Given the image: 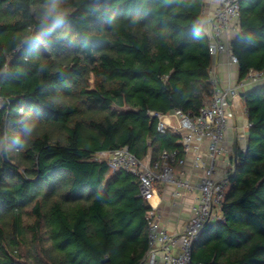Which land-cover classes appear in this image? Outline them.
Listing matches in <instances>:
<instances>
[{"label":"trees","instance_id":"16d2710c","mask_svg":"<svg viewBox=\"0 0 264 264\" xmlns=\"http://www.w3.org/2000/svg\"><path fill=\"white\" fill-rule=\"evenodd\" d=\"M47 2L0 0V264H140L149 206L134 174L95 155L181 156L149 112L197 115L212 94L204 0H61L64 22L35 42ZM239 3L243 77L264 69V0ZM242 98L245 145L191 264H264V83Z\"/></svg>","mask_w":264,"mask_h":264},{"label":"built area","instance_id":"2783aa9c","mask_svg":"<svg viewBox=\"0 0 264 264\" xmlns=\"http://www.w3.org/2000/svg\"><path fill=\"white\" fill-rule=\"evenodd\" d=\"M240 0H221L209 13V28L206 32L208 53L214 57L218 53L227 55L229 63L237 65V57L230 47L231 33L239 29ZM264 83V69H250L243 77L220 83L211 79L212 94L197 115L173 110L167 114L149 112L157 118V130L179 135L178 150H161L157 159L147 156L137 158L127 146L110 151H100L96 159H106L111 169L123 168L134 174L138 181L139 196L149 206L145 213L147 251L144 262L148 264H191V250L194 241L208 223L220 218L221 207L229 186V170L221 174L220 162L224 155L234 152L227 143V133L235 117V100L249 87ZM1 103V100H0ZM249 123H245L248 127ZM244 134L236 135V140H246ZM243 149V147H241ZM192 154L191 167L199 169L198 180L191 183L185 177L188 155ZM172 183V196L197 189L199 195L190 207V214L183 229L168 231L159 219V202L153 203L157 195L158 183ZM142 264V263H140Z\"/></svg>","mask_w":264,"mask_h":264},{"label":"crops","instance_id":"0c3cea01","mask_svg":"<svg viewBox=\"0 0 264 264\" xmlns=\"http://www.w3.org/2000/svg\"><path fill=\"white\" fill-rule=\"evenodd\" d=\"M221 2V0H204V7L201 15V23L203 24V29L205 33L209 28L208 15L209 13ZM235 36V33L228 35L231 40ZM210 66V78L212 80H217L220 83H226L229 79H234L238 77L237 65H232L229 63L227 55L224 53H218L214 57H211ZM235 117L232 120L231 127L227 133V143L234 149L236 146L244 147L246 140H236V135L244 134L247 135V127L245 123L247 122L245 114V105L243 98L236 99L235 102ZM238 109V110H237ZM246 139V138H245ZM241 142V143H239ZM233 153L228 154V164L230 157ZM191 157L192 154L188 155L186 166H185V177L195 183L198 180L199 169L191 167ZM225 156L221 158L220 171L218 174L223 172L222 160ZM228 166V165H227ZM227 169V168H226ZM175 186L172 183H158L157 184V195L152 199L153 203L159 202V219L160 223L170 232H179L183 229L185 222L190 214V207L195 202L199 195L197 189L183 192L180 196L173 197L172 191ZM146 255V253H145ZM145 257V256H144ZM142 264H148L144 262V258L141 262Z\"/></svg>","mask_w":264,"mask_h":264},{"label":"clouds","instance_id":"9594fccd","mask_svg":"<svg viewBox=\"0 0 264 264\" xmlns=\"http://www.w3.org/2000/svg\"><path fill=\"white\" fill-rule=\"evenodd\" d=\"M60 2L61 0H48L41 17L44 28L31 38L33 41L39 42L41 36L51 33L64 22L66 13L60 9Z\"/></svg>","mask_w":264,"mask_h":264},{"label":"rangeland","instance_id":"374dc122","mask_svg":"<svg viewBox=\"0 0 264 264\" xmlns=\"http://www.w3.org/2000/svg\"><path fill=\"white\" fill-rule=\"evenodd\" d=\"M239 98L241 99V97H238L237 99H239ZM239 143H241V142H239ZM1 149H2V146L0 145V151H1ZM224 156L225 157L222 160V164H227L228 166L224 165L222 170H225L226 168L229 169V167H230V163L228 164V155H224ZM37 234L36 235L40 236V237L42 235L41 231H38ZM40 237H37V239H39ZM25 239H26V241H25L26 245L21 244L20 248H18V250H17V253H19L18 260H20V261H22L25 258H28V256H30L33 252H35V249L31 246V243L33 241V236H31V234L28 233Z\"/></svg>","mask_w":264,"mask_h":264},{"label":"water","instance_id":"95a60500","mask_svg":"<svg viewBox=\"0 0 264 264\" xmlns=\"http://www.w3.org/2000/svg\"><path fill=\"white\" fill-rule=\"evenodd\" d=\"M234 163H235V159H234Z\"/></svg>","mask_w":264,"mask_h":264}]
</instances>
